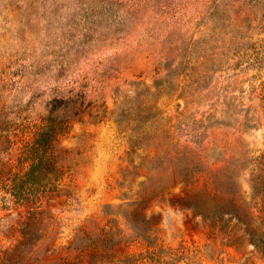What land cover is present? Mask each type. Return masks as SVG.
Returning <instances> with one entry per match:
<instances>
[{"label": "rangeland", "instance_id": "rangeland-1", "mask_svg": "<svg viewBox=\"0 0 264 264\" xmlns=\"http://www.w3.org/2000/svg\"><path fill=\"white\" fill-rule=\"evenodd\" d=\"M50 125L48 167L14 191ZM248 223L264 230V0H0V264H138L141 236L264 264Z\"/></svg>", "mask_w": 264, "mask_h": 264}, {"label": "trees", "instance_id": "trees-1", "mask_svg": "<svg viewBox=\"0 0 264 264\" xmlns=\"http://www.w3.org/2000/svg\"><path fill=\"white\" fill-rule=\"evenodd\" d=\"M55 126H47L36 138L33 145V163L23 177H18L13 181L14 191L19 192L25 186V184L36 185L37 177L43 173V170L48 167L45 163V155L51 146V140L55 133ZM237 202L239 197H237ZM232 215L236 218V221L242 222V218L237 210H232ZM250 218H254V215L249 212ZM246 238L249 242L260 251L264 256V230L257 228L255 225L248 223L246 225ZM148 247V249L154 248V252L148 250L145 254H140L136 257L138 264H193L194 257L190 256V253L183 247L181 251L164 250L162 247L155 246V242H152L149 237L141 236L140 238Z\"/></svg>", "mask_w": 264, "mask_h": 264}, {"label": "crops", "instance_id": "crops-1", "mask_svg": "<svg viewBox=\"0 0 264 264\" xmlns=\"http://www.w3.org/2000/svg\"><path fill=\"white\" fill-rule=\"evenodd\" d=\"M95 169V168H94ZM83 199V198H82Z\"/></svg>", "mask_w": 264, "mask_h": 264}]
</instances>
